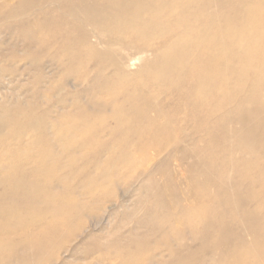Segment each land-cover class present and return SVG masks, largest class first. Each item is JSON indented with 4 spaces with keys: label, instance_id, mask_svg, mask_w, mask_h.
Masks as SVG:
<instances>
[{
    "label": "rangeland",
    "instance_id": "1",
    "mask_svg": "<svg viewBox=\"0 0 264 264\" xmlns=\"http://www.w3.org/2000/svg\"><path fill=\"white\" fill-rule=\"evenodd\" d=\"M205 1L232 18V0ZM103 22L116 25L93 0H0V264H264L248 231L254 218L264 240V192L250 200L249 181L222 172L220 112L209 154L179 93L189 47L118 42ZM6 148L25 159L17 197L4 193Z\"/></svg>",
    "mask_w": 264,
    "mask_h": 264
},
{
    "label": "bare ground",
    "instance_id": "2",
    "mask_svg": "<svg viewBox=\"0 0 264 264\" xmlns=\"http://www.w3.org/2000/svg\"><path fill=\"white\" fill-rule=\"evenodd\" d=\"M232 2L234 5L229 7L226 17L232 18L224 23L220 18L225 4L221 3L218 14L213 16L212 10V14H208L210 5L205 0H93L98 12L116 22V25L95 24L93 28L107 32L112 40L122 43L132 37H148L149 47L155 52L159 51L155 43L160 41L167 48L164 54L189 47L190 54L183 56L184 60L179 59L183 68L180 79L185 86L179 93L185 100L194 101L187 114L201 129L207 127V153L211 154L212 128L208 123L211 116L220 112L215 123L220 128L216 151L222 172L232 170L246 178L249 181L247 193L254 201L259 196L255 193L257 189L259 193L264 192V0ZM184 5L186 10L177 15L176 9ZM71 12L79 16L78 10ZM12 151L6 148L1 155L4 157L2 175L9 181L4 193L17 197L25 191L23 184L27 183L26 179H21L25 159L22 161V155ZM13 163L24 169L20 171V178ZM207 167L210 172L209 160ZM224 181L216 187L224 190ZM235 186L238 192L239 186ZM197 211L193 219L205 223L204 208ZM214 221L220 223L218 218ZM253 221L254 218L248 229L253 237L250 250L258 259H263L264 240L255 232ZM45 234L46 231L40 230L36 239ZM208 236L211 235L202 238L209 240ZM35 250L37 254L42 252L39 245ZM20 260V264H25Z\"/></svg>",
    "mask_w": 264,
    "mask_h": 264
}]
</instances>
